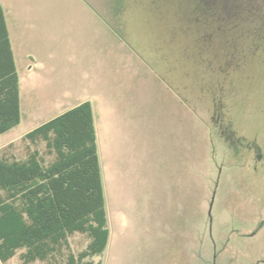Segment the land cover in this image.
I'll return each mask as SVG.
<instances>
[{
	"label": "rangeland",
	"instance_id": "rangeland-1",
	"mask_svg": "<svg viewBox=\"0 0 264 264\" xmlns=\"http://www.w3.org/2000/svg\"><path fill=\"white\" fill-rule=\"evenodd\" d=\"M18 1L51 15L52 61L21 73V121L0 153L23 158V135L92 103L109 239L91 260L263 258L264 0ZM68 243L77 254L88 240Z\"/></svg>",
	"mask_w": 264,
	"mask_h": 264
},
{
	"label": "trees",
	"instance_id": "trees-1",
	"mask_svg": "<svg viewBox=\"0 0 264 264\" xmlns=\"http://www.w3.org/2000/svg\"><path fill=\"white\" fill-rule=\"evenodd\" d=\"M0 135L20 123L18 76L0 8ZM23 158L0 153V264H100L109 229L90 101L22 136ZM9 146H12L11 144ZM41 146L43 150H41ZM88 243L74 254L68 239Z\"/></svg>",
	"mask_w": 264,
	"mask_h": 264
},
{
	"label": "crops",
	"instance_id": "crops-1",
	"mask_svg": "<svg viewBox=\"0 0 264 264\" xmlns=\"http://www.w3.org/2000/svg\"><path fill=\"white\" fill-rule=\"evenodd\" d=\"M16 2L19 1L15 0L9 3L7 1L0 0V8H2L3 10L6 31L9 38L13 61L18 76L19 106H20V121H21L22 109H23L21 73H25L26 78L33 77L35 75H38L39 72H41L42 70L48 69V65L50 64V61H52V57L50 53L49 34L46 31H44L46 28L50 26V22L48 21L49 19L47 17H50L51 15L48 16V14L45 13L46 11H39V14H36L35 11H33L32 13V11L30 10L19 9L16 6L17 4ZM2 57H3L2 54H0V63L2 61ZM95 133H96V128H95ZM96 144H97V133H96ZM97 152H98V146H97ZM98 157H99V152H98ZM99 164H100V159H99ZM101 176H102V172H101ZM102 183H103V179H102Z\"/></svg>",
	"mask_w": 264,
	"mask_h": 264
},
{
	"label": "flooded vegetation",
	"instance_id": "flooded-vegetation-1",
	"mask_svg": "<svg viewBox=\"0 0 264 264\" xmlns=\"http://www.w3.org/2000/svg\"><path fill=\"white\" fill-rule=\"evenodd\" d=\"M262 263H264V257L258 259V261H256L254 264H262Z\"/></svg>",
	"mask_w": 264,
	"mask_h": 264
},
{
	"label": "water",
	"instance_id": "water-1",
	"mask_svg": "<svg viewBox=\"0 0 264 264\" xmlns=\"http://www.w3.org/2000/svg\"><path fill=\"white\" fill-rule=\"evenodd\" d=\"M213 199H214V197H212V202H211V204H210V208H211V206H212V203H213Z\"/></svg>",
	"mask_w": 264,
	"mask_h": 264
}]
</instances>
